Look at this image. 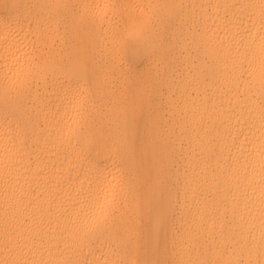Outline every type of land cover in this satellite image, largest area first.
<instances>
[{
  "label": "snow or ice",
  "instance_id": "6c2138e0",
  "mask_svg": "<svg viewBox=\"0 0 264 264\" xmlns=\"http://www.w3.org/2000/svg\"><path fill=\"white\" fill-rule=\"evenodd\" d=\"M0 264H264V0H0Z\"/></svg>",
  "mask_w": 264,
  "mask_h": 264
}]
</instances>
